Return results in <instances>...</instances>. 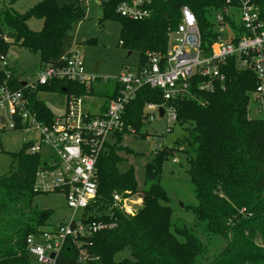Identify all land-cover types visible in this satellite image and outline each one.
Here are the masks:
<instances>
[{
    "label": "trees",
    "instance_id": "1",
    "mask_svg": "<svg viewBox=\"0 0 264 264\" xmlns=\"http://www.w3.org/2000/svg\"><path fill=\"white\" fill-rule=\"evenodd\" d=\"M83 1L60 4L57 0H38L24 13H11L9 6L2 9L0 54H7L10 45L15 44L38 54V67L56 61L72 24L84 17L80 6ZM123 1L126 0H99L102 18L119 22L120 44L139 52L138 64L144 62L147 53H164L167 30L178 23L179 8L184 4L198 18L202 47L207 51L214 39L211 11L222 7V0H151L150 17L133 21L115 12ZM251 1L264 22V0ZM31 18L42 20L39 31L29 28L27 21ZM3 26L8 29L10 42L2 37ZM220 69L225 75L223 89L204 93L196 89L201 82L199 77L190 80L191 92L197 98L206 95V107L193 99L168 102L176 109L175 125L182 137L172 144H162L145 163L140 190L142 206L133 215L115 211L116 226L93 236L87 247L97 257L93 263L264 264V115L250 116L256 79L251 70L238 69L236 56L226 59ZM3 80L4 72L0 70V85ZM10 83L13 88H22L17 77ZM114 86L118 88L116 82L112 89ZM38 92L105 97L111 93L92 84L66 80H53L33 92L25 89L31 108L45 122L52 120L53 112ZM162 101L159 89L141 87L125 108L126 124L146 137L147 132H141L148 123L143 108L146 103ZM125 132L129 131L113 134L97 160L96 204L100 208L110 204L113 192L138 190L132 165L120 168L125 160L120 153L134 154L120 145ZM29 145L30 141H26L20 151L10 153V170L0 175V264H33L26 249V236L37 234L53 212L40 211L32 205L36 196L32 190L34 172L41 157L27 153ZM177 151L185 155L186 174L196 200L183 205L193 215L190 226L173 220L171 200L161 184L163 163ZM242 209L244 213H240ZM69 248L65 246V251Z\"/></svg>",
    "mask_w": 264,
    "mask_h": 264
},
{
    "label": "built area",
    "instance_id": "2",
    "mask_svg": "<svg viewBox=\"0 0 264 264\" xmlns=\"http://www.w3.org/2000/svg\"><path fill=\"white\" fill-rule=\"evenodd\" d=\"M151 0H126L115 12L126 19L139 21L150 17ZM214 39L207 51L202 47L198 18L184 4L179 8L175 27L167 30L164 53H147L144 62L135 69L124 68L118 75L117 91L99 114H91L82 107L83 96L66 95L64 109L53 114L50 122L39 119L24 90L31 92L53 80L92 84L98 79L83 71V58L78 49L60 55L54 61L38 67L31 80L12 73L8 54H0V70L4 80L0 85V132L28 129L38 132L37 140H28L26 152L39 154L40 164L34 172L32 190L36 195H63L69 208L68 218L48 227L45 224L35 235H27L26 249L33 264H95L97 257L88 252L93 236L116 226L114 212L133 215L137 209L128 202L124 192H113L110 204L100 208L96 204L98 180L96 164L105 143L115 133L133 129L126 124V106L134 100L143 86L157 88L162 103H146L143 115L148 122L156 117L165 121V132L170 133L177 121L176 109L170 100L198 98L191 92V79L201 82L196 89L212 93L225 87L221 66L226 59L236 56L238 69L254 73L256 87L252 103L256 113L264 115V22L251 0H222V7L210 14ZM24 81L22 88H13L10 80ZM102 80H106L103 78ZM201 102V100H200ZM162 109V116L159 109ZM160 134V135H161ZM161 137V136H159ZM153 153L162 146L157 142ZM1 149V146H0ZM173 161H176L174 159ZM137 203H140L138 198ZM48 222V221H47ZM65 246L70 247L65 251ZM264 247V245H262ZM66 262L61 263L60 260Z\"/></svg>",
    "mask_w": 264,
    "mask_h": 264
},
{
    "label": "rangeland",
    "instance_id": "3",
    "mask_svg": "<svg viewBox=\"0 0 264 264\" xmlns=\"http://www.w3.org/2000/svg\"><path fill=\"white\" fill-rule=\"evenodd\" d=\"M38 0H0V18L2 9L11 7V13H24L31 8ZM70 0H57L58 3H67ZM80 6L84 12V17L72 24L71 29L67 33L64 40L63 52L71 49H78L83 58V71L87 75L98 77L92 85L99 89H107L109 93L112 86L116 82L118 75L127 68L133 70L139 63V52L137 50H127L120 44V24L115 20H104L102 18V9L96 0H85ZM29 28L39 31L42 28V20L31 18L27 21ZM4 41L10 42L7 38L8 29L3 26ZM7 29V31H6ZM76 46V47H75ZM74 47V48H73ZM7 60L12 65L15 74L24 80H31L36 75L38 69V54L29 53L22 47L11 44L7 52ZM105 78L106 80H102ZM208 96V95H207ZM38 97L45 102L54 114H59L63 110L64 94L63 93H38ZM206 95H200L196 103L199 106L206 107L208 99ZM92 100L102 103L104 98L101 95L90 96L84 99L82 103L88 106L90 112H95L96 108L92 104ZM251 106L250 116L256 117L255 108ZM165 121L163 118L156 117L155 120L148 122L141 132L146 131V137H141L134 129L133 132H125L122 136L120 145L131 149L134 154L120 155L125 158L120 168L126 169L132 165L134 176L137 181L138 190H122L128 198V202L133 203L135 209L142 206V194L140 190L144 182V165L149 160L157 143L154 142L153 136H158L157 142L160 144H172L181 139V130L175 125L170 133L159 137L165 132ZM38 132L28 129L4 130L0 132V175L10 170L12 158L10 153L18 152L22 149L24 142L28 140H37ZM113 142V139L110 141ZM175 158L176 162L172 159ZM187 164L184 153L177 151L174 155L163 163V174L161 184L166 189L170 197V206L172 208V218L178 221L180 225H192L193 215L190 211L183 208V205L194 204L195 196L186 174ZM120 192V191H119ZM140 198V203L137 200ZM32 205L40 211L52 210V214L48 218L47 226L51 227L55 224L65 221L69 216V208L65 199L61 194L36 195L32 199ZM136 210V211H137ZM135 213V212H134ZM244 213V210H240ZM225 244V243H224Z\"/></svg>",
    "mask_w": 264,
    "mask_h": 264
},
{
    "label": "crops",
    "instance_id": "4",
    "mask_svg": "<svg viewBox=\"0 0 264 264\" xmlns=\"http://www.w3.org/2000/svg\"><path fill=\"white\" fill-rule=\"evenodd\" d=\"M96 3H98L99 4V0H96ZM41 20V19H40ZM76 47V46H75ZM74 48V47H73ZM76 49V48H75ZM72 50V49H71ZM70 50V51H71ZM69 52V51H68ZM68 52H62V54H65V53H68ZM61 54V55H62ZM11 65V64H10ZM11 67H12V65H11ZM12 69H13V67H12ZM14 70V69H13ZM116 91H117V87H113V89H112V91H111V93L110 94H108L109 96H104V95H101V97L102 98H104V100H103V102L102 103H99V102H96L95 100H92L91 102H92V104L91 105H94L95 106V108H96V111L95 112H90V111H88L89 113H91V114H94V115H96V114H99V113H101V112H103L105 109H106V106H107V102H108V100L111 98L110 96H112V95H114L115 93H116ZM38 93H50V92H38ZM93 96H95V95H93ZM109 97V98H108ZM65 98H66V95L64 94V104H65ZM90 98V95H84L83 96V100L84 99H89ZM64 104H63V109H64ZM85 107V109H87L88 110V106H84ZM62 109V110H63ZM86 110V111H87ZM54 114V113H53Z\"/></svg>",
    "mask_w": 264,
    "mask_h": 264
},
{
    "label": "water",
    "instance_id": "5",
    "mask_svg": "<svg viewBox=\"0 0 264 264\" xmlns=\"http://www.w3.org/2000/svg\"><path fill=\"white\" fill-rule=\"evenodd\" d=\"M20 84L23 86V85L25 84V82H24V81H20ZM162 112H163V111H162V109L160 108V109H159V115H160V116H162Z\"/></svg>",
    "mask_w": 264,
    "mask_h": 264
}]
</instances>
